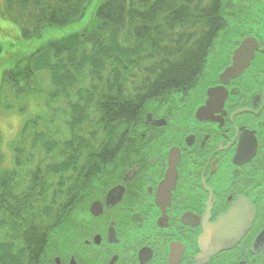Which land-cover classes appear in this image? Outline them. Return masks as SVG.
<instances>
[{
  "label": "trees",
  "instance_id": "obj_1",
  "mask_svg": "<svg viewBox=\"0 0 264 264\" xmlns=\"http://www.w3.org/2000/svg\"><path fill=\"white\" fill-rule=\"evenodd\" d=\"M91 1L0 0V107L10 109L7 93L38 96L34 79L47 74V104L66 100L70 128L55 138L49 109L26 121L16 142L32 138L46 155L20 193L15 168L0 173V264H43L45 248L68 238L76 195L132 147L150 101L197 85L219 35L246 21L248 3L101 0L89 29L35 46L45 30L79 22ZM14 148L20 164L24 150Z\"/></svg>",
  "mask_w": 264,
  "mask_h": 264
},
{
  "label": "flooded vegetation",
  "instance_id": "obj_2",
  "mask_svg": "<svg viewBox=\"0 0 264 264\" xmlns=\"http://www.w3.org/2000/svg\"><path fill=\"white\" fill-rule=\"evenodd\" d=\"M244 9L197 85L150 101L132 147L75 194L43 264H264V0Z\"/></svg>",
  "mask_w": 264,
  "mask_h": 264
},
{
  "label": "rangeland",
  "instance_id": "obj_3",
  "mask_svg": "<svg viewBox=\"0 0 264 264\" xmlns=\"http://www.w3.org/2000/svg\"><path fill=\"white\" fill-rule=\"evenodd\" d=\"M100 2L101 0H92L79 22L71 24L67 28L51 27L45 30L35 46H44L55 38L82 33L84 30L89 29L93 25L95 11ZM11 25L12 24H8L7 28H12L13 25ZM25 49L29 51L34 49V46L32 45ZM34 83L41 89L38 96L33 94L31 97L23 96L19 100H16L14 95L7 93L6 97L4 96L6 99V101L4 100L5 105L8 102L11 104V107L7 111L3 105L0 107V173L4 169L15 168L18 175L16 177V180L18 181V193L22 192L29 186L33 171L37 168L38 163L45 159L44 155H46L40 144L36 147L32 146V138L25 142L23 141L21 144L16 142L26 121L29 119L37 120L39 112L41 113L45 110L48 111L49 109L47 113L48 117H54L55 121L58 123L56 126L51 127V131L57 133L54 135L55 138L61 139V137H65V135L70 133V128L66 126V119H68V116H65L63 112H61L62 108L68 107L66 100L63 101V99H59V101L57 100V102L51 107L47 104V99H49L50 93L54 88L49 75H40L38 78L34 79ZM7 90H10V88L7 87ZM54 107L57 108L56 111L54 110ZM17 145H20L21 149L24 150V152L20 153V164H18L17 160L14 158L17 156L14 148ZM48 161L50 160H46L43 165L45 168L44 174L47 173ZM55 187L57 188V185ZM75 213L79 216L83 215L79 210H76Z\"/></svg>",
  "mask_w": 264,
  "mask_h": 264
},
{
  "label": "water",
  "instance_id": "obj_4",
  "mask_svg": "<svg viewBox=\"0 0 264 264\" xmlns=\"http://www.w3.org/2000/svg\"><path fill=\"white\" fill-rule=\"evenodd\" d=\"M234 69H235V68H233V69L231 70V72H232V71L234 72ZM148 118H149V116H147V120H148ZM147 122H149V121H147Z\"/></svg>",
  "mask_w": 264,
  "mask_h": 264
}]
</instances>
